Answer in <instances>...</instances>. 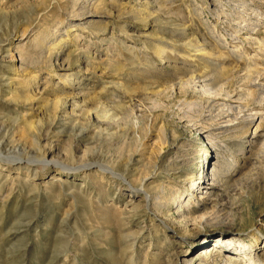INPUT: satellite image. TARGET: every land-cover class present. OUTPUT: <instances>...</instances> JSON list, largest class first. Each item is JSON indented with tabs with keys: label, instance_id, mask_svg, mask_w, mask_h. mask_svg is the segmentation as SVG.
<instances>
[{
	"label": "rangeland",
	"instance_id": "obj_1",
	"mask_svg": "<svg viewBox=\"0 0 264 264\" xmlns=\"http://www.w3.org/2000/svg\"><path fill=\"white\" fill-rule=\"evenodd\" d=\"M222 1L235 17V4ZM246 1L252 32L235 34L236 22L217 11L216 0H112L101 11L95 0H0V142L24 161H41L45 151L47 160L73 168L83 154L89 164L105 166L134 159L138 164L130 163L125 174L129 180L151 171L147 157L160 153L162 143L159 171L148 187L181 193L166 218L130 188L121 190L117 180L46 172L38 163L29 173L4 166L0 264H215L202 258L209 248L221 250L237 237L240 246L250 245L244 234L252 228L264 235V125L240 124L249 112L261 114L252 95L253 82L264 75V0ZM207 28L228 49L215 50L221 60L209 55L215 40ZM104 37L116 41L103 43ZM150 41L183 50L160 61L145 49ZM196 44L219 68L191 50ZM231 52L254 66L244 67ZM215 80L222 93L210 102L201 82ZM58 100L67 102L66 112L50 130ZM213 102L250 109L235 123L221 119L215 125L208 112ZM186 103L206 108L201 119ZM111 107L120 118L116 124L95 117ZM82 129L85 136L75 148ZM34 134L42 137L40 147ZM210 164L224 167L222 181L214 197L196 199L211 187ZM195 183L203 189L198 192ZM254 258L264 262V249Z\"/></svg>",
	"mask_w": 264,
	"mask_h": 264
},
{
	"label": "bare ground",
	"instance_id": "obj_2",
	"mask_svg": "<svg viewBox=\"0 0 264 264\" xmlns=\"http://www.w3.org/2000/svg\"><path fill=\"white\" fill-rule=\"evenodd\" d=\"M95 1H96V3L94 5V9L96 11H101V10H107V7L110 6V3L108 1H112V0H95ZM225 1L235 4L234 7H233V10L237 11V13H235V17H233L232 14L226 12L225 6H224L225 3L223 4L222 0H216V3H217L216 5H218L217 11L219 13H222V14H227L226 17H230V22H236L235 25H237V27L234 28L235 29V34H240V32L242 30H248L247 32L251 33L252 32V16L250 15L251 17L249 16V18L247 17V19H246L245 18L246 16L244 15V12H245V10L246 11L247 10L252 11V5L248 4V2L246 0H225ZM239 10L241 12H238ZM141 15L142 14L140 13V17H141ZM104 30L106 31L107 29H104ZM95 31L97 32L96 33L97 35H99L102 32V30L99 29V28H97ZM209 32H210L209 34H210L211 38L213 40H215V46H213V48L211 50V53L209 52L210 53L209 55H210L211 58L217 59V61L219 59L221 60L222 57H216V55H215L216 51L215 50L218 49V47H219V49H221V48L225 49V50H228V49H227L225 43L222 42V40H218L217 36L214 35V32L212 30L211 31L209 30ZM230 37H232V36H230ZM114 40L116 41V38H114V37H111V38H105L104 37L101 40V42H103V43H112ZM260 43L264 44L263 41H261ZM45 45L46 44L43 43L42 46H44V48H45L46 47ZM52 46H53V43L50 45V48ZM50 48H49V50H50ZM184 48H186V47H184ZM187 48H189V47H187ZM190 48H191V50L193 52L202 54L203 58H201V59H203V60L206 59V56H207L205 54L206 50H205L203 45L196 44L194 46H191ZM145 49L152 51L154 56L157 59H159L160 61H163V59H164L165 55L167 54V52L174 53L176 51L180 52V51L183 50V48H182V50L179 47L177 48L176 45L174 46L172 44H169V43H166V42L162 43V42H159V41H157V42L156 41H150L149 43L146 44ZM188 54H190V52ZM183 55L185 56L186 54H184V52H183ZM209 55H208V57H209ZM230 56L237 62L245 61L244 57H241L240 55H238L236 53L231 52ZM193 57H195V56H193ZM148 60H149V58H148ZM215 61L216 60H210L208 62L207 59H206L207 64H209L211 66V68L212 67H215V68L218 67L217 66L218 65L217 62H215ZM246 61H245L244 67L246 66L248 69H251V67L254 66L253 65L254 63L249 62V61L246 62ZM215 68L213 70L217 69V68L216 69ZM219 70H221V69H219ZM218 71H216V72H218ZM259 78H262V80L261 79L260 80L257 79V80H255V82H253V86H255L254 95H252L253 92H250V93H252V94H250V96L251 95L255 96L256 99L254 98L255 100L253 102H255V106H259L260 107L261 114H257L258 113L257 112L256 115L254 113H253L254 115H252V114L250 115V112L247 110L249 107L246 108V107H243V106H240V105L232 106V105H228V104H224V105L220 106L219 104H214V102H213L214 105L211 106V107L209 106L210 110L208 111L209 114H210L209 115L210 120L213 121V123H215V125H216V121L217 120H221V119H225V122H223V123L232 124V123H235V122L239 121L238 117L242 113H244L243 109L246 108L245 110H247L249 112V114L248 115L247 114L244 115V117L242 118L240 124L244 125V127L250 128L251 125H253L255 121H259V124H258L259 127L264 125V112H263L264 111V75L262 77L260 76ZM61 79H63L65 82L68 81V79H66L65 76L63 78H61ZM217 81L215 80L212 83H206L207 81L201 82L202 91H203L204 95L207 97L208 101H210V102L213 99H216L217 97L221 96V93H222L221 89L222 88L220 89L221 86H218V83H215ZM2 93H3V91H2ZM58 101L59 102L57 103L56 110H55L56 111V116L53 118V121L51 123H49L50 130L52 129L53 125L56 124L57 119L59 118V114L62 113V112L63 113L66 112L65 111V107H66L67 102L65 103V102L60 101V100H58ZM185 106H188L190 108L192 107V109H194L193 111H198V112H196L197 116H198L197 120L201 119V117L203 116V114H204V112L206 110V108H204L205 110H202V108H201L202 105L199 104V103H186ZM115 109L117 110V108L111 107V108H109L107 110H104L105 114H102L101 112H97L96 111V113H95L96 116L95 117L98 120L99 119L100 120L104 119V121L106 123L116 124L118 122V120H120V118L117 117V115H116L117 113L116 114L114 113ZM257 110H259V109H257ZM247 111H246V113H247ZM254 111H256V109ZM214 113H216V114H214ZM186 114H188V113H185V115ZM189 114H191V113H189ZM69 115H71V113H69ZM68 118L69 117H65L64 119H62L63 122H61V123L66 125V123L69 122ZM211 126H213V125H211ZM25 128L31 130L32 124H26ZM50 130L48 132H50ZM85 131L86 130L82 129L81 132L78 135H75L74 140H73L74 144H75L74 147L77 145V141L76 140L78 138H80V137L85 136ZM40 136L38 134H34V141L36 142V143L35 142L34 143L37 144V146H39V147L41 145V139H42V137L40 139ZM207 137H208V140L210 142V146L213 149H216L218 147L217 144L214 143L216 139L213 140V135H210V136H207ZM161 145L163 146L162 143H161ZM8 146H9V143L7 141H5L4 143L2 141L0 142V169H3L4 166H10L11 168H12V166L13 167L16 166L18 169H25L29 173V172H32L35 169H37L36 167L34 168L32 166V164L33 163L34 164L38 163L39 166L41 168H43L46 172H48L49 170L55 169L56 172H58V174H61L62 172H66L67 174H73L75 176L76 175H85L86 177H88L89 173H94L97 176L102 177V178H108V179L110 178V179L115 180V181L117 180L119 182L118 184L120 185L121 190L125 189L126 187L130 188V190H132V192L134 194L139 195V196L143 197L146 200L147 208L149 210H151V207H152V209H155L157 211V213H159L162 216H166V218H171L170 217L171 216L170 215L171 208H173L177 204V202L181 199L180 190H175V189H173L171 187L168 190H166V188L163 187L159 191H157V192L155 191V193H154L148 187L149 186L148 183L157 176V173H158L157 171H159V165L158 164H159V161L161 160L160 159L161 158V154H162L161 152L164 150V148L162 146L160 147L161 148L160 149V153H156L155 156L151 155V156L147 157L148 158V160H147L148 161V165L150 166L149 169H151V171L148 174H146L144 177L141 176V177H139L137 179H132V180H129V178L125 174H126V172H128V169L130 167L129 164L130 163L131 164L135 163L134 159L129 160V162L127 161V163H125V164H123L120 161L121 163H115V164L113 163L110 166H105V165L96 164V163L95 164H89L88 161H87L86 155L83 154L82 158L80 159L79 166L73 168V167H68V166H64V165H59L58 162H57L58 164H56L54 162H51V161L47 160V158H48V156L50 154L45 152V151L43 153V159L41 161H37V162L24 161L23 159L17 158V152H16L15 148H12V146H10V147H8ZM205 153H206V155H209L208 151H205ZM143 155H144V153L141 156H143ZM216 157H218L217 154H216ZM186 163H188V162H186ZM38 164H36V165H38ZM135 164H138V161ZM10 167H7V168H10ZM223 172H224V167H219L217 169V168L212 167V164H210L209 168L207 169L206 177L209 178L208 181L210 182V184L208 186H211V187L207 188V189H204V190H206L205 193L201 191L200 197H198L199 194L198 195L196 194L194 196V198H196V199L200 198L202 200H205L206 198L207 199H211L212 197H214V195H213L214 187L216 185H218L222 181ZM0 175H1V172H0ZM35 176L37 177L36 173H35ZM57 180H60V179L57 176H54L53 181L55 182ZM197 183L193 184L192 186H195L196 190L199 192L203 188L201 187L202 186L201 184H197ZM204 196L206 198H204ZM187 204H188L187 207H189L192 204V198L189 199ZM195 205H196V203H195ZM226 234L227 233H223V235H221V236H223V238H224V237H226ZM244 235L250 241V245L240 246V242H239L240 239L237 237L234 240H232L231 242H225L224 243L225 246L221 250H218L216 247L213 248V249L209 248L208 251H205V253H204L205 255L204 256L202 255L203 256L202 258L203 259H206V258L211 259V258H213L215 260V264H238L240 262V260L242 261V262H240L241 264H264V262H262L260 259L256 260L254 258V254L256 252H258L261 249H264V235L262 234L261 230L252 228L250 231L246 232V234H244ZM226 239H228V238H226ZM192 241H190V242H192ZM212 253H214L213 256H212ZM172 264H174V263H172ZM189 264H203V261L199 260L196 263L195 260H191Z\"/></svg>",
	"mask_w": 264,
	"mask_h": 264
}]
</instances>
